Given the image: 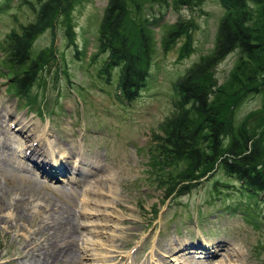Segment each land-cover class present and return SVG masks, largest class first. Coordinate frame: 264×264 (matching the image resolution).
Returning a JSON list of instances; mask_svg holds the SVG:
<instances>
[{
    "label": "rangeland",
    "instance_id": "obj_1",
    "mask_svg": "<svg viewBox=\"0 0 264 264\" xmlns=\"http://www.w3.org/2000/svg\"><path fill=\"white\" fill-rule=\"evenodd\" d=\"M107 1L73 0L67 13L58 16L51 28L33 40V58L50 49L54 56L30 89L28 98L35 106L29 107L28 101L10 92L13 80L5 59L9 36L19 34L22 27L35 21L43 0H0V115L5 130L17 136L0 160V199L11 206L2 213L12 227H0V264L22 259L17 252L22 247L21 236H26L24 246L29 245L37 228L44 229V236H53V227L61 229L62 221L64 233L57 242L83 245L87 247L86 254L104 253L113 246L105 241L106 233L123 235L120 229H131L140 235L136 241L128 240L129 245L122 251L131 258L139 248L150 252L157 242L171 238L194 245L221 241L227 246L220 254L237 249L244 264H264V226L256 222L264 223V206L239 191L234 178L217 170L187 195L167 200L159 187L162 173L175 175L183 163L166 165L168 162L155 150L156 137H162L164 121L175 113L174 84L215 49L218 25L224 16L219 1L188 0L186 5H180L177 0H136L144 5V16L157 19V23L150 32L153 50L148 62L149 77L132 103L116 96L117 70L110 71L109 76L102 71L107 57L98 50L97 40ZM176 32L179 34L174 37ZM239 64L237 50L218 62L210 72L214 88L232 92L238 88L235 78L248 79L250 67L238 70ZM263 101V92L245 96L232 112L233 123H245L248 130L259 132ZM16 117L28 125L35 124L36 134L45 130L44 145L49 151L55 152V146H77V156L89 158L91 164L74 157L66 164L67 172L54 179L44 178L36 165L41 159L22 157L24 140L16 134L17 126L8 124ZM261 143L264 154V135ZM92 155L99 156V163H93ZM57 156L46 157L53 172L63 168ZM76 165L82 176L77 171L74 174ZM115 176L116 180L109 183L113 196L96 197L110 205L85 204L87 185L91 186L95 179ZM75 178L78 185L70 181ZM116 201L120 208L115 206ZM45 202L57 210L52 224L48 209L42 208ZM13 208L17 210L12 212ZM253 215L255 222L251 220ZM124 219L130 222L122 224ZM72 228L76 233L71 240L64 235ZM102 231L105 234L94 233ZM100 241L109 246L94 249L93 244ZM187 251L192 252L187 256H200L196 254L199 249ZM44 257L38 250L33 258L43 261ZM220 257L214 256L209 263L217 264ZM82 264L98 262L85 258Z\"/></svg>",
    "mask_w": 264,
    "mask_h": 264
},
{
    "label": "trees",
    "instance_id": "obj_2",
    "mask_svg": "<svg viewBox=\"0 0 264 264\" xmlns=\"http://www.w3.org/2000/svg\"><path fill=\"white\" fill-rule=\"evenodd\" d=\"M72 1L43 0L35 21L9 36L5 63L13 80L10 92L28 101L29 107L35 106L28 98L30 89L54 56L50 49L33 58V40L51 28L58 16L65 15ZM177 1L186 5L188 0ZM218 1L224 16L218 25L215 49L174 84L175 113L164 121L162 137H156L155 150L168 162L166 165L183 163L175 175L162 173L159 187L166 200L180 198L218 170L234 178L239 191L254 197L255 204L264 206V101L259 132L248 130L245 123L236 126L232 116L245 96L264 93V0ZM143 6L136 0H108L97 40L98 50L107 57L102 71L109 76L110 71L117 70L116 96L126 103L136 100L149 77L153 50L150 32L157 19L146 18ZM234 50L239 54L238 70L250 67L248 79L235 78L238 88L232 92L214 88L211 70ZM252 218L255 222L254 215ZM256 222L263 228V222Z\"/></svg>",
    "mask_w": 264,
    "mask_h": 264
},
{
    "label": "bare ground",
    "instance_id": "obj_3",
    "mask_svg": "<svg viewBox=\"0 0 264 264\" xmlns=\"http://www.w3.org/2000/svg\"><path fill=\"white\" fill-rule=\"evenodd\" d=\"M3 116L1 117L0 115V160L1 157L5 156V153L7 152L6 149L10 150V145L17 139V136H14L12 133L9 131H6L3 123L4 121L2 120ZM8 124H12V126H17L15 127L16 134H19L20 138L24 140L23 142V148H22V157L26 156H31L35 157L37 156L38 159H41L40 162L36 163L37 165V171L38 173L43 176L46 179H54L59 173H65L68 171L66 164L71 162V158L73 159L74 157L77 156V146H73L71 148L65 149L64 147L60 146H55L56 151H49L45 145H44V139L47 136L45 130H42L41 134H36L37 126L34 124L33 128H31L32 125H28L27 123L23 122L20 120V118H15L14 120L10 121ZM54 145V144H53ZM60 156L59 157V164L63 166L61 170L55 169V171H52V164L46 163L47 162V156ZM57 156V157H58ZM10 157L13 158L12 155ZM78 161H83L87 162V165H90V160L88 159H83L84 156H79ZM70 160V161H69ZM92 161L93 163H99L100 158L98 155H92ZM4 162V161H3ZM77 163V161H74ZM73 162V163H74ZM6 164V163H5ZM22 164V163H21ZM19 167V164H17ZM68 165V164H67ZM95 166V165H94ZM22 170L27 173L25 168L20 165ZM78 166L76 165L73 167L74 174L76 175L77 173L82 176L79 173ZM118 177V174H115ZM116 176L114 179L110 178H105L104 180L102 179H95L94 183L89 186L87 185L86 189L84 190V194L86 195V198L84 199L85 204H92L93 206L97 207H102L104 203V200H99L96 197H98L100 194H110L113 196L114 192L111 189V186L109 183L111 181L116 180ZM97 178V176H95ZM71 182H74L78 185L79 180L76 178L74 180H70ZM8 201L4 199H0V214L4 212L5 210L11 208V206L8 205ZM46 205L42 207L43 209H48V219H53V216L56 215L57 210H53V208L50 207V205L45 202ZM111 203H108L110 205ZM115 206L120 208V203L119 201L114 202ZM105 207H110V206H105ZM17 210L16 208H13L12 212ZM50 211V212H49ZM10 211L6 212V214H9ZM5 214L2 213L0 215V227L2 228H9L11 229L6 221L4 219ZM111 215V214H109ZM52 217V218H51ZM56 222L55 219L51 221V224ZM125 222H130L126 221L124 219L122 221V224ZM65 225L64 221L59 223L61 226V229L56 230L57 228L53 227L55 230V233L53 236H44V229L37 228L35 231H33L32 235L33 237L31 238L30 244H25L26 242V236H21L20 237V243L22 244V247L19 249V252L21 254L20 257H22L21 260H12L8 259L6 262L3 264H82V260L85 258H93L94 261L98 262V264H210L209 261L212 259L214 256L221 255L220 260L218 261L217 264H244L243 262V257L242 253L237 250V249H230L229 252H226L225 255L220 254V251L225 253V250H223V247H226L223 242L218 241V242H212L211 241H206L204 244L203 243H197L196 245L194 244H189L185 241H180V240H171V238L167 239L163 243L157 242L153 248H151V251H144L143 249L140 250V248L137 250L135 253V257L131 258L129 254L123 253V249L126 248L129 245L130 240H138L139 239V234L138 232H134L131 229H120L122 231L121 234L123 235H111L106 233L105 236V241L109 242L110 244H113V246L105 245L104 242L100 241L95 244H93L94 249H98L99 246H109L110 248L107 250V252L104 253H95V254H86L85 250L87 247H84L83 245L79 246L78 243H68V244H61L60 242H57V239L60 236H63L64 233V228L62 229V224ZM5 226V227H4ZM74 233H76L75 228H72L70 231L66 232L64 237H69V239H73ZM94 233H99V234H105L104 231L102 232H94ZM19 237V236H17ZM40 239H43L41 242L39 241ZM145 239V238H144ZM129 240V241H128ZM143 241V239H141ZM118 243L122 244L121 246L118 245ZM140 242H137V245L139 246ZM107 249V248H105ZM189 249H199V252L196 253L200 256H197L198 259H196L194 256H187V254H190L192 252H188L187 250ZM40 250L44 257V260H38L33 258L34 253ZM87 251V250H86ZM146 254V257L142 254ZM31 255V257H30ZM88 256V257H87ZM95 256V257H91ZM29 257L24 260L25 258ZM17 259V258H16ZM42 259V257H41ZM173 261V263H172Z\"/></svg>",
    "mask_w": 264,
    "mask_h": 264
}]
</instances>
